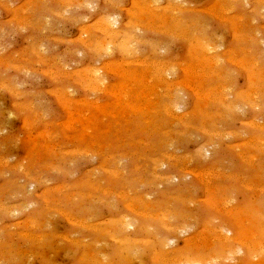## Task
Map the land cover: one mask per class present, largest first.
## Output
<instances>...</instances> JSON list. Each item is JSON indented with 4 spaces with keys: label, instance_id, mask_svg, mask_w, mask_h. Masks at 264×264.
Masks as SVG:
<instances>
[{
    "label": "rangeland",
    "instance_id": "rangeland-1",
    "mask_svg": "<svg viewBox=\"0 0 264 264\" xmlns=\"http://www.w3.org/2000/svg\"><path fill=\"white\" fill-rule=\"evenodd\" d=\"M137 1L0 0V264H264V0Z\"/></svg>",
    "mask_w": 264,
    "mask_h": 264
},
{
    "label": "bare ground",
    "instance_id": "bare-ground-1",
    "mask_svg": "<svg viewBox=\"0 0 264 264\" xmlns=\"http://www.w3.org/2000/svg\"><path fill=\"white\" fill-rule=\"evenodd\" d=\"M160 1H161V0H160ZM174 1H175V0H171L170 3H173ZM136 2H138V1L136 0ZM137 5H138V4H136V6H137ZM155 5H156V3H155ZM170 5H171V4H169V6H170ZM113 6H114V5H113ZM172 6H173V5H172ZM178 6H179V4H178ZM114 7H116V6H114ZM173 7L175 8L176 5L173 6ZM155 8H156V7H155ZM168 8H169V7H168ZM165 9H166V8H165ZM170 9H171V8H170ZM178 9H180V8H178ZM184 9H185V8H184ZM174 11H175V10H174ZM176 11H177V10H176ZM158 13H159V12H158ZM226 13H227V11H226ZM141 14H142V12H141ZM145 14H146V13H145ZM159 15H160V14H159ZM164 15H165V13H164ZM212 15H213V14H212ZM160 16H161V15H160ZM224 16H225V15H224ZM172 17H173V16H172ZM158 18H159V16H158ZM165 18H166V17H165ZM169 18H170V16H169ZM173 18H174V17H173ZM112 19H113V18H112ZM170 19H171V18H170ZM174 19H175V18H174ZM179 19H180V18H179ZM84 20H85V19H84ZM76 21H77V20H76ZM113 21H114V20H113ZM113 21H112V22H113ZM115 21H116V19H115ZM115 21H114V22H115ZM158 21H159V20H158ZM171 21H172V20H171ZM176 21H177V20H176ZM225 21H226V20H225ZM109 22H111V21H109ZM116 22H117V21H116ZM145 22H146V21H145ZM161 23L163 24L162 20H161ZM110 25H111V24H110ZM115 25H116V24H115ZM158 25H159V24H158ZM163 25H164V24H163ZM95 26H96V25H95ZM135 26H136V25H135ZM145 26H146V25H145ZM155 26H157V24H155ZM155 26H154V27H155ZM166 26H167V25H166ZM177 26H178V25H177ZM140 27H141V26H140ZM146 27H148V26H146ZM160 27H161V26H160ZM168 28H169V27L167 26V29H168ZM170 28H172V27L170 26ZM170 28H169V29H170ZM173 28H174V25H173ZM177 28H178V27H177ZM157 29H158V28H157ZM165 29H166V28H165ZM107 30H108V29H107ZM107 30H105V32H106ZM115 30H116V29H115ZM152 30H153V29H152ZM158 30H159V29H158ZM168 31H169V30H168ZM83 32H84V31H83ZM99 32H100V31H99ZM108 32H109V31H108ZM166 32H167V31H166ZM188 32H189V31H188ZM100 33H101V32H100ZM169 33H170V34H169ZM169 33H168L169 36H173V35H174L173 33H177V32H174V31L172 32V31H171V32H169ZM189 33H190V32H189ZM189 33H188V37H189V39H191V38H190L191 35L189 36ZM114 34H115V33H114ZM165 34H167V33H164V35H165ZM179 34H180V32H179ZM185 35H186V34H185ZM105 36H107V35H105ZM174 36H176V35H174ZM181 36H184V35H181ZM236 36H237V39H238V38H240V39H241V38H243V39L245 38V35L243 36L242 33H238V32H237ZM31 37H32V36H31ZM108 37H109V36H108ZM122 37H123V36H122ZM177 37H178V36H177ZM177 37H176V39H178L180 36H179L178 38H177ZM123 38H124V37H123ZM180 38H181V37H180ZM193 38H194V37H193ZM197 38H198V36H197ZM182 39H184V38H182ZM182 39H181V40H182ZM184 40H185V39H184ZM200 40H202V39H200ZM109 41H110V40H109ZM187 41H188V40H187ZM193 41H194V40H193ZM204 41H205V39L203 40V42H204ZM106 42H107V41H106ZM150 42H151V41H150ZM203 42H201V44H202ZM205 42H206V41H205ZM236 42H237V41H236ZM245 42H246V38H245ZM245 42H243V40H242L241 43L243 44V43H245ZM187 43H188V42H187ZM238 43H240V41H239ZM87 44H88V43H87ZM90 44H91V43H90ZM90 44H88V45H90ZM156 44H157V43H156ZM199 44H200V43H199ZM203 44H204V43H203ZM236 44H237V43H236ZM99 45H100V44H99ZM105 45H106V44H105ZM110 45H111V44H110ZM113 45H114V44H113ZM204 45H206V44H204ZM243 45H244V44H243ZM103 46H104V44H103ZM108 46H109V45H108ZM108 46H107V47L105 46V47H106L105 49H106L107 51H108V48H109ZM154 46H155V45H154ZM236 46H237V45H236ZM238 46H241V44H239ZM152 47H153V46H152ZM155 47H157V46H155ZM155 47H154V48H155ZM117 48H118V47H117ZM213 48H214V47H212V49H213ZM236 48H237V47H236ZM110 49H111V48H110ZM110 49H109V51H110ZM128 49H129V48H128ZM192 49H193V48H192ZM204 49H205V46H204ZM204 49L202 50L203 52L206 50V49H205V50H204ZM212 49H209V50L211 51ZM243 49H244V48H243ZM99 50H100V49H99ZM99 50H98V51H99ZM207 50H208V48H207ZM209 50H208V51H209ZM213 50H215V49H213ZM158 51H159V50H158ZM233 51L235 52V50H233ZM243 51H244V50H243ZM96 52H97V51H96ZM130 52H131V51H130ZM198 52L201 53V48H200V50H198ZM205 52L208 54L207 51H205ZM205 52H204V53H205ZM98 53H99V52H98ZM102 53H103V52H102ZM108 53H109V52H108ZM134 53H135V52H134ZM200 53H197V55L200 54ZM232 53H233V52H232ZM241 53H242V52H241ZM105 54H106V53H105ZM109 54H110V53H109ZM109 54H108V56H109ZM152 54H153V53H152ZM192 54H193V53H192ZM236 54H237V51H236ZM244 54H245V53H244ZM122 55H123V54H122ZM194 55H195V54H194ZM138 56H139V55H138ZM160 56H161V55H160ZM199 57H200V56H199ZM200 58H201V57H200ZM233 58H234V57H233ZM205 59H206V58H205ZM207 59H209V60L211 61V65H213L212 67H211V65H210V67H211V71H212V68L215 67V66L217 65V64H216L217 61H216V59L213 58V57H212V58L208 57ZM242 59H243V58H242ZM244 59H245V58H244ZM139 60H140V59H139ZM196 60H197V59H196ZM231 60H232V59H231ZM234 60H236V59L234 58ZM234 60H233V62H234ZM248 60H249V59H248ZM252 60H253V59H252ZM158 61H159V60H158ZM165 62H166V61H165ZM167 62H169V61H167ZM191 62H192V61H191ZM204 62H205V60H204ZM243 62H244V61H243ZM247 62L249 63V61H247ZM251 62H252V61L250 60V63H251ZM253 62L256 63V59H255V61H253ZM113 63H114V62H113ZM123 63H124V62H123ZM158 63H159V62H158ZM158 63H157L158 68L156 67V69H158V71H159V69L162 68V66H159V65H161L162 63L160 62L161 64L159 63V65H158ZM181 63H182V62H181ZM184 63H185V62H184ZM192 63H193V62H192ZM194 63H195V62H194ZM201 63H203V62L201 61ZM228 63H229V62H228ZM234 63H235V62H234ZM237 63H239V61H238ZM240 63H241L240 65H243V64H244V63H242V62H240ZM245 63H246V62H245ZM254 63H253V64H254ZM169 64H170V63H169ZM182 64H183V63H182ZM230 64H231V63H230ZM148 65H149V64H148ZM151 65L153 66V64H151ZM151 65L149 66L150 68H151ZM179 65H181V64H179ZM196 65H199V64H196ZM203 65H205V63H203L202 65H200V67H201V66L203 67ZM245 65H247V64H245ZM256 65H257V64H256ZM256 65H254V67H255ZM65 66H66V65H65ZM105 66H106V64H105ZM107 66H108V64H107ZM141 66H142V65H141ZM154 66H155V65H154ZM176 66H178V65H176ZM184 66H186V65H184ZM187 66H188V65H187ZM251 66H252V64L249 65V66H247V67H251ZM172 67H173V66L168 67V68H171L172 70H174ZM179 67H180V66H179ZM181 67H182V66H181ZM190 67H191V66H190ZM200 67L198 66L197 69H200ZM202 67H201V69L203 70L206 66L203 67V68H202ZM239 67H240V66H239ZM244 67H245V66L243 65L242 68H244ZM247 67H246V68H247ZM257 67H258V66H257ZM152 68H153V67H152ZM163 68H165V67H163ZM174 68H175V67H174ZM246 68H245V69H246ZM251 68H252V67H251ZM154 69H155V68H154ZM183 69H184V67H183ZM185 69H186V68H185ZM187 69H188V67H187ZM189 69H190V68H189ZM201 69H200V70H201ZM206 69H207V72H209V71H208L209 69H208V68H206ZM206 69H204V70H206ZM245 69H244V70H245ZM204 70H203V71H204ZM214 70H215V69H214ZM216 70H217V69H216ZM260 70H261V69H260ZM124 71H125V70H124ZM149 71H150V70H149ZM168 71H170V69H169ZM192 71H194V72L196 73V75H195V79H196V80H197V79H201V80L203 81V79L205 80L206 75L208 76V73H207V72H204L205 74L203 73V74L200 75V74H199L200 72H197L198 70H197V71H195V69H194V70H190V72H192ZM217 71H218V70H217ZM93 72H94V71H93ZM99 72H100V70H99ZM118 72H119V71H118ZM165 72H166V70H165ZM171 72H172V71H171ZM186 72H187V70H186ZM190 72H189V73H190ZM213 72L216 73L215 71H213ZM246 72H247V71H246ZM248 72H250V71H248ZM135 73H136V72H135ZM157 73H159V72H157ZM161 73H162V72H161ZM167 73H168V72H167ZM169 73H170V72H169ZM189 73H188V74H189ZM192 73H193V72H192ZM195 73H194V74H195ZM206 73H207V74H206ZM93 74H95V73H93ZM127 74H128V73H127ZM127 74H126V75H127ZM131 74H132V72H131ZM131 74H129V75H131ZM155 74H156V71H154V75H155ZM209 74H210V73H209ZM220 74H221V73H220ZM223 74H225V71H224ZM259 74H260V73H259ZM96 75H98V73H97ZM126 75L124 76V74H123L124 77H126ZM129 75H128V77H130ZM141 75H142V74H141ZM154 75L151 76V77H154ZM156 75H157V74H156ZM139 76H140V75H139ZM159 76H160V73H159ZM193 76H194V75H192L191 77H193ZM249 76H250V75H249ZM94 77H95V75H94ZM141 77H143V76H141ZM214 77H215V76H214ZM226 77H229V76L227 75ZM96 78H97V76H96ZM134 78L136 79V77H134ZM210 78H211V77H210ZM217 78H218V77L216 76L215 79L217 80ZM92 79H93V78H92ZM135 79H134V81H135ZM138 79H139V77H138ZM142 79H144V78H142ZM151 79H152V78H151ZM153 79H154V78H153ZM155 79H157V78H155ZM193 79H194V78H193ZM206 79H209V78L207 77ZM228 79H229V78H228ZM128 80H129V79H128ZM191 80H192V79H191ZM230 80H231V79H230ZM86 81H87V80H86ZM98 81L100 82V80H98ZM98 81L96 80V83H97ZM253 81H254V79H253ZM138 82L140 83V82H141V79H140V81H138ZM138 82H137V83H138ZM181 82H182V81H181ZM181 82H180V83H181ZM190 82H191V81H190ZM150 83L155 85V83H152V82H150ZM156 83H157V81H156ZM180 83H178V86L175 85V84H171V83H169V84H168V87H169L168 89H169V91H167V92H169V94H167L166 91H165L163 94H161V95H160V93H158V95H159L158 97H159V98L161 97V99H160L161 102L159 101V98H158V101L160 102V104H158V109H159V110H158L157 112H158V113H163V112H161V108L163 107L164 110L166 111L167 116L170 117L171 119L174 118V116H175V117L178 119V122H179L180 126H182V128H184V130H185V131L182 132V133H181V132H180V133H177L175 136H174V135L172 136V134H171L170 140L175 141V142H177V141L180 140V139L182 140V139H184V138H185L184 141H186L187 137H189L191 134H189V132L185 134V132H187L186 130L192 128V127L194 126L195 123L202 124V123L205 121L204 124H205V125L208 124V123H207V122H208L207 120H204V121H203V118H204V117H203L202 115H200V114H192V115H184V116H183V115L181 116V115L177 114L176 110L179 109V108H178V107H179L178 105H179V104L181 105V101H182L181 99H182V98H181V96H180V97H177V95L180 94V93H179L180 91L177 92L178 94H175V95H173V94H171V93H172V87H174V89L177 87V89L179 90V87L181 86V85L179 86ZM187 83H188V82H187ZM191 83H192V82H191ZM133 84H134V83H133ZM140 84H141V83H140ZM157 84H158V83H157ZM157 84H156V85H157ZM165 84H166V83H165ZM197 84H198V82H197ZM204 84H206V83L203 82L202 85L204 86ZM253 84H254V83H253ZM141 85H142V84H141ZM166 85H167V84H166ZM185 85H186V84H185ZM187 85H188V84H187ZM157 86H159V85H157ZM162 86H163V84H162ZM162 86H161V87H162ZM175 86H176V87H175ZM195 86L197 87V85H195ZM227 86H228V85H227ZM249 86H250V85H249ZM122 87H123V86H122ZM143 87H144V86H143ZM165 87H166V86H165ZM189 87H190V86H189ZM192 87H193V86H191V88H192ZM124 88H125V87H124ZM148 88H149V87H148ZM148 88H147V89H148ZM156 88H158V87H155V88H154V89H155V90H154L155 92H157V91H156V90H157ZM185 88H186V87H185ZM194 88H195V87H193V89H194ZM103 89H104V88H103ZM125 89H126V88H125ZM149 89H150V88H149ZM149 89H148V90H149ZM151 89H152V88H151ZM193 89H192V90H193ZM197 89H198V91H197V90H196V91H197V95H198V97H203V94H202L203 91L201 92V91H199V88H197ZM202 89H204V88H202ZM64 90H65V89H64ZM121 90H122V89H121ZM121 90H120V91H121ZM200 90H201V88H200ZM103 91H104V90H103ZM196 91H194V92H196ZM121 92H123V91H121ZM152 92H153V91H152ZM224 92H225V91H224ZM252 92H253V91H252ZM124 93H125V92H124ZM124 93H123V94H124ZM127 93H128V91H127ZM130 93H131V92H130ZM149 93H151V92H149ZM238 93H239V92H238ZM253 93H255V92H253ZM110 94H111V93H110ZM113 94H114V93H113ZM123 94L121 93V95H123ZM128 94H129V93H128ZM140 94H141V92H140ZM140 94H139V95H140ZM209 94H210V93H209ZM236 94H237V93H236ZM256 94H257V93H256ZM256 94H255V95H252V97H255ZM126 95H127V94H126ZM126 95H125V96H126ZM147 95H148V94H147ZM206 95H207V94H206ZM212 95H213V94H212ZM212 95H209V96H212ZM215 95H216V94H215ZM248 95H249V94H248ZM123 96H124V95H123ZM129 96H130V95H129ZM195 96H196V95H195ZM207 96H208V95H207ZM209 96H208V97H209ZM204 97H206V96H204ZM212 97H213V96H212ZM212 97H211V98H212ZM219 97H221V96H219ZM121 98H122V97H121ZM179 98H181V99L179 100ZM211 98L209 97V99H211ZM215 98H217V97H215ZM244 98H245V97H244ZM203 99H205V98H203ZM206 99H207V101H208V98H206ZM252 99H253V98H252ZM152 100H153V99H152ZM162 100H163V101L165 100V104H166L165 106H163V104H162ZM200 100H201V99H200ZM212 100H214V99H211V101H212ZM218 100L221 102V101H222V97H221V99L218 98ZM218 100H217V101H218ZM245 100H246V99H245ZM247 100H248V102H249V100H251V99H247ZM256 100H257V99L255 98V101H254V100H251V102L255 103V102H257ZM130 101H131V100H130ZM158 101H157V102H158ZM214 101H215V100H214ZM214 101H213V102H214ZM223 101H226V100L223 99ZM235 101L238 102L239 100H236V99H235ZM90 102H91V101H90ZM127 102H128V100L126 101V103H127ZM142 102H143V101H142ZM179 102H180V103H179ZM80 103H81V102H80ZM85 103H86V102H85ZM124 103H125V102H124ZM209 103H210V101H209ZM218 103H219V102H218ZM225 103H226V102H225ZM225 103L223 102V104H225ZM249 103H250V102H249ZM95 104H96V103H95ZM152 104H153V103H152ZM182 104H183V102H182ZM215 104H217V103H215ZM120 105H121V104H120ZM122 105H123V104H122ZM128 105H130V107L132 106L129 102H128ZM148 105H149V104H148ZM150 105H151V103H150ZM154 105H155V104H154ZM206 105H210V104H207V103H206ZM206 105H205V107H206ZM217 105H218V104H217ZM124 106H125V105H124ZM201 106H202V110L205 111L206 108H204L203 105H201ZM213 106H214V104H213ZM228 106L231 108L233 105H232V103H231V104H229ZM257 106H258V105H257ZM119 107H120V106H119ZM122 107H123V106H122ZM126 107H127V106H126ZM130 107H128V108H130ZM148 107H149V106H148ZM208 107H209V106H208ZM237 107H238V106H237ZM117 108H118V107H117ZM139 108H140V107H137V106H133V107H132V109H139ZM153 108H154V106H153ZM203 108H204L205 110H204ZM255 108H256V107H255ZM124 109H126V108H124ZM145 109H146V108H144V110H145ZM209 109H210V108H208L207 110H209ZM236 109H237V108H236ZM257 109H258V108H257ZM263 109H264V108H263ZM149 110H150V109H148V111H149ZM151 111H152V110H151ZM178 111H179V110H178ZM197 111H198V110H197ZM200 111H201V110H200ZM215 111H216V110H215ZM215 111H214V112H215ZM236 111H237V110H236ZM146 112H147V111H146ZM207 112H208V111H207ZM219 112H220V111H219ZM222 113H223V112H222ZM164 114H165V113H164ZM164 114H163V116H165ZM226 114H227V116H229L228 113H226ZM223 115H225V114H223ZM160 118H162V114H161V117H160ZM164 118H165V117H164ZM217 118H218V117H217ZM224 118H226V117H224ZM165 119H166V118H165ZM165 119H164V120H165ZM219 119H220V117H219ZM89 120H90V119H89ZM92 120H93V119H92ZM161 120H162V119H161ZM164 120H163V121H164ZM214 120H215V119H214ZM220 120H222V118H221ZM159 121H160V120H159ZM159 121H155V124H154L155 126H152L153 129H156L157 131H159L157 128H160V127H159L160 125H159V123H158ZM166 121H168V119H167ZM71 123H72V122H71ZM90 123H91V122H90ZM92 123H93V122H92ZM147 123H148V122H147ZM166 123H167V122H166ZM209 123H210V127H212V126H211V121H210ZM216 123L219 124V120H218V122H216ZM250 124H251V123H250ZM253 124H254V123H253ZM253 124H252V126H253ZM205 125H204V127H206ZM254 125H255V124H254ZM172 126H173V125H172ZM213 127H214V126H213ZM253 127H254V126H253ZM256 127L259 128V127L257 126V122H256ZM256 127H255V129H256ZM263 128H264V127H263ZM200 129H201V128H200ZM207 129H208V128H207ZM207 129H206V130H207ZM259 129H260V128H259ZM259 129H258V130H259ZM215 130H216V129H215ZM260 130H261V132H262V129H260ZM153 132H154V131H153ZM207 132H209V131H207ZM212 133H213V132H212ZM214 133H215V131H214ZM214 133H213V134H214ZM216 133H217V135H218L219 132H216ZM262 133H263V132H262ZM188 134H189V135H188ZM206 134H207V133H206ZM213 134H211V135L213 136ZM155 135H156V134H155ZM192 135H193V134H192ZM203 135H204V134H203ZM229 135H230V134H229ZM240 135H241V134H240ZM262 135H263V134H261V136H262ZM168 136H169V134H168ZM185 136H186V137H185ZM204 136H205V135H204ZM214 136H215V135H214ZM214 136H213V137H214ZM191 137H192V136H191ZM199 137H200V136H199ZM213 137H212V138H213ZM216 137H217V136H216ZM222 137H223V136H222ZM259 137H260V136H259ZM201 138H202V137H201ZM256 139H257V138H256ZM261 139H262V138H261ZM188 140H190V138H189ZM213 140H215V139L213 138ZM213 140H212V141H213ZM252 140H253V139H252ZM252 140H251V142H252ZM249 141H250V140H249ZM251 142H250V143H251ZM260 142H261V140H260ZM210 143H211V142H210ZM214 143H215V142H214ZM244 143H247V142H244ZM253 143H255V141H253ZM256 143L260 144L259 141H258V142L256 141ZM263 143H264V140H262V144H263ZM211 145H213V144H211ZM260 145H261V144H260ZM54 147H55V146H54ZM91 147H92V146H91ZM255 147H256V145H255ZM259 148H261V146H260V147L257 146V149H258V150L256 149L257 152H259ZM237 149H238V148H237ZM262 149H264V146H263ZM262 149H261V150H262ZM88 152H89V151H88ZM88 152H87V153H88ZM212 152H213V151H212ZM261 152H262V151H261ZM263 152H264V151H263ZM263 152H262V153H263ZM200 153H201V152H200ZM205 156L207 157L208 155L205 154L204 156H200V157H203V159H204ZM175 157H176V156H175ZM179 157H180V156H179ZM257 157L259 158V156H257ZM254 158H256V157H255V156H251V158H250L251 161H252V163H253V161L255 162ZM250 159H249V160H250ZM155 160H156V159H155ZM182 160H183V159H182ZM257 160H258V159H257ZM189 161H191V159H190ZM252 163H251V164H252ZM254 165H255V164H254ZM156 168H157V167H155V169H156ZM216 168H217V167H216ZM210 169H211V168H210ZM107 170H108V169H107ZM198 171H199V170H198ZM216 171H217V170H216ZM185 172H186V171H185ZM192 172H193V171H192ZM209 172H210V171H209ZM213 172H215V171H213ZM218 172L220 173V171H218ZM189 173H190V172H189ZM197 173H198V172H197ZM204 173H205V172H204ZM192 174H193V173H192ZM202 174H203V173H202ZM206 174H207V173H206ZM213 174H214V173H213ZM213 174L210 173L211 176H214ZM193 175H195V174H193ZM216 175H218V174H216ZM201 176H202V175H201ZM201 176H200V177H201ZM206 176H209V174L206 175ZM206 176H205V177H206ZM211 176L209 177L210 179H211ZM156 177H157V176H156ZM161 177H162V176H161ZM216 177H218V176H216ZM216 177H215V178H216ZM202 178H203V177H202ZM209 178H208V181L210 180ZM157 179H158V178H157ZM218 179H219V178H218ZM214 180H215V179H214ZM162 181H163V180H162ZM201 181L203 182V180H201ZM208 181H207V182H208ZM211 181H212V180H211ZM240 181H241V180H240ZM203 183H204V182H203ZM206 184H207L208 187L211 189V183H210V181H209L208 183H206ZM212 187H213V186H212ZM247 187H248V186H247ZM62 188H63V186H62ZM214 188H215V187H214ZM217 188H218V186L216 187V189H217ZM212 189H213V188H212ZM219 189H220V187L218 188V191H219ZM249 190H250V189H249ZM251 190H252V189H251ZM263 190H264V189H262V192H263ZM259 191H260V190H259ZM211 193L215 194L216 192H215V190L213 189ZM223 194H224V193H222V196H223ZM214 196H215V198H216V195H214ZM214 196H213V197H214ZM123 197L125 198V196H123ZM215 198H214V199H215ZM216 199H217V198H216ZM262 199H263V197H262ZM262 199H260V200H262ZM191 200H192V199H191ZM176 201H177V200H176ZM208 201H209V200H208ZM232 202H233V201H232ZM186 203H187V202H186ZM209 204H210V203H209ZM214 204H215V202H214ZM219 204H221V203H219ZM258 204H259V203H257V205H258ZM255 205H256V204H255ZM148 206H149V205H148ZM215 206H216V205H215ZM218 206H219V205H218ZM225 206H226V205H225ZM206 207H207V206H206ZM210 207H211V206H210ZM260 207H262V206L260 205L259 208H260ZM213 208H214V205H213ZM218 208H220V206H219ZM229 208H230V207H229ZM251 208H252V207L250 206V209H251ZM259 208L257 207L256 209H258V211H259ZM129 209H131V208H129ZM220 209H221V208H220ZM220 209H219V210H220ZM224 209H225V208H224ZM233 209H234V208H233ZM262 209H263V208H262ZM225 210H226V209H225ZM248 210H249V209H248ZM251 210L253 211V209H251ZM260 210H261V209H260ZM167 211H168V210H167ZM233 211H234V210H233ZM228 212H229V211H228ZM231 212H232V211H231ZM235 212H236V211H235ZM242 212H243V213H244V212L246 213V211H244V210L241 211V213H242ZM219 213H222V212H219ZM223 213H224V212H223ZM241 213H240V214H241ZM245 213H244V214H245ZM262 213H263V211H262ZM181 214H182V213H181ZM226 214H227V213H226ZM234 214H235V213H234ZM238 214H239V213H238ZM238 214H237V215H238ZM65 215H66V214H65ZM68 215H69V214H68ZM161 215H162V214H161ZM163 215H164V213H163ZM173 215H174V214H173ZM237 215H236V216H237ZM245 215H246V214H245ZM255 215H256V214H255ZM258 215H259V214H258ZM177 216H178V215H177ZM179 216H180V215H179ZM179 216H178V217H179ZM188 216H189V214H188ZM223 216H224V215H223ZM223 216H222V217H223ZM228 216H229V215H228ZM250 216H251V215H250ZM151 217H153V216L151 215ZM156 217H157V216H156ZM156 217H155V219H156ZM169 217H171V216H169ZM226 217H227V216H226ZM257 217H259V216H257ZM123 218H124V217H123ZM184 218H185V216H184ZM192 218H193V217H192ZM229 218H230V217H229ZM231 218H232V217H231ZM261 218H262V217L260 216V220H261ZM72 219H73V218H72ZM164 219H165V218H164ZM164 219H162V220H163V223H164ZM186 219H187V218H186ZM223 219H225V218H223ZM233 219H234V217H233ZM262 219H264V218H262ZM83 220H84V219H83ZM217 220H218V218H217ZM234 220H235V219H234ZM260 220L258 221V224H259V222H261ZM119 221H120V220H119ZM168 221H169V220H168ZM168 221H166V222H168ZM248 221L251 222V221H250V218H249ZM254 221H256V220H254ZM166 222H165V224H166ZM242 222H244V221H242ZM249 222H248V223H249ZM168 223H169V222H168ZM210 223H211V222H210ZM215 223H216V222H215ZM225 223H226V221H225ZM238 223H239V222H238ZM254 223H255V222H254ZM256 223H257V221H256ZM262 223H264V222H262ZM262 223H261V224H262ZM123 224H124V223H123ZM123 224H122V225H123ZM188 224H189V223H188ZM212 224H213V223H212ZM233 224H234V223H233ZM236 224H237V223H236ZM258 224H256V225H258ZM125 225H126V226H125ZM185 225H186V224H185ZM227 225H228V224H227ZM243 225H244V224H242V226H243ZM81 226H82V225H81ZM123 226L125 227V230H126V228H127V224H124ZM167 226H168V225H167ZM169 226H170V225H169ZM234 226H235V225H234ZM238 226H240V225H238ZM238 226H237V227H238ZM242 226H241V227H242ZM249 226H250V224H249ZM260 226H261V225H260ZM84 227H85V226H84ZM164 227H166V226H164ZM187 227H188V226H187ZM212 227H213V226H212ZM235 227H236V226H235ZM257 227H258V226H257ZM129 228H130V227H129ZM143 228H144V227H143ZM150 228H152V227H150ZM166 228H167V227H166ZM169 228H171V226H170ZM169 228H168V229H169ZM172 228H173V227H172ZM180 228H182V227L180 226ZM209 228H210V227H209ZM243 228H244V226H243ZM261 228H262V227H261ZM123 229H124V228H123ZM207 229H208V228H207ZM207 229L204 228V230H207ZM143 230H144V229H143ZM145 230H146V229H145ZM173 230H174V229H173ZM210 230L213 231L212 228H211ZM222 230H224V229H222ZM222 230H221V232H222ZM248 230H249V229H248ZM177 231H178V227H177ZM177 231H176V232H177ZM183 231H184V228H183ZM230 231H231V230H230ZM230 231H228V233H229ZM240 231H241V230H240ZM253 231H255V230H253ZM180 232H181V231H180ZM202 232H203V231H202ZM202 232H201V233H202ZM209 232H210V231H209ZM250 232H252V231H250ZM102 233H103V232H102ZM255 233H256V232H254V234H255ZM260 233H261V232H260ZM207 234H208V233H207ZM215 234H216V233H215ZM220 234H221V233H220ZM248 234H249V233H248ZM248 234L246 233V235H248ZM258 234H259V233H257V235H258ZM250 235H251V233H250ZM257 235H255V236H257ZM177 236H178V235H177ZM223 236H226V235L224 234ZM255 236H253V232H252V237H254V240H255ZM258 236H261V235H258ZM258 236L256 237V239H260ZM127 237H128V236H127ZM203 237H205V235H203ZM219 237H220V236H219ZM230 238H231V237H230ZM230 238H229V239H230ZM168 239H169V238H168ZM194 239H195V238H194ZM221 239H222V238H220V240H221ZM212 240H213V238H212ZM231 240H233V238H231ZM252 240H253V238H252ZM252 240L250 239L249 242L251 241L250 243H253ZM120 241H121V240H120ZM154 241H155V240H154ZM164 241H165V240H164ZM224 241H225V239H224L222 242H224ZM238 241H239V240H238ZM247 241H248V240H246V242H247ZM255 241H256V240H255ZM262 241H264V240H262ZM124 242H125V240H124ZM127 242H128V241H127ZM127 242L125 243L126 246H127ZM135 242H136V241H135ZM135 242H134V244H135ZM148 242H149V241H148ZM150 242H151V241H150ZM150 242H149V243H150ZM162 242H163V241H162ZM195 242H196V241H195ZM210 242H211V241H210ZM227 242H229V241H228V236H227V240H226V242H225L224 244H228ZM230 242L232 243V241H230ZM249 242H248V243H249ZM260 242H261V241H260ZM132 243H133V242H132ZM163 243H164V242H163ZM211 243H212V242H211ZM231 243H229V244H231ZM250 243H249V245H250ZM129 244H130V242L128 243V246H129ZM145 244H146V243H145ZM156 244H157V242H156ZM166 244H167V243H166ZM166 244H164V247L166 246ZM168 244H169V243H168ZM261 244H262V243H261ZM263 244H264V243H263ZM130 245H131V244H130ZM195 245H196V244H195ZM211 245H212V244H211ZM135 246H136V245H135ZM197 246H198V245H197ZM201 246H202V245H201ZM201 246H199V248H200ZM213 246H214V245H213ZM223 246H224V245H223ZM225 246H227V245H225ZM228 246H229V245H228ZM228 246H227V247H228ZM250 246L252 247V245H250ZM258 246H259V245L256 246V249H257ZM262 246H263V245H262ZM124 247H125V245H124ZM156 247H157V246H156ZM189 247H191V246L189 245ZM232 247L235 248L234 245H233ZM243 247H244V246H243ZM259 247H260V246H259ZM127 248H128V247H127ZM131 248H132V247H131ZM131 248H129V249H131ZM133 248H134V247H133ZM165 248H166V247H165ZM191 248H192V247H191ZM194 248H198V247H195V246H194ZM233 248H232V251L235 250V249H233ZM260 248H261V247H260ZM123 249H124V248H123ZM129 249H128V250H129ZM155 249H156V248H155ZM155 249H154V250H155ZM208 249H209V248H208ZM227 249H229V248H227ZM238 249H239V248H238ZM246 249H247V248H246ZM258 249H259V248H258ZM189 250H191V249H189ZM193 250H194V249H193ZM198 250H199V249H197V253H196L197 255H198ZM225 250H226V249H225ZM229 250H231V248H230ZM259 250H261V249H259ZM259 250H256L255 253H256V254H259V253L261 254V252H258V253H257V251H259ZM168 251H169V250H168ZM168 251H166V252H168ZM187 251H188V250H187ZM199 251H200V250H199ZM263 251H264V249H262V253H263ZM126 252H127V249H126ZM130 252H132V251H130ZM194 252H195V250H194ZM230 252H231V251H230ZM240 252H241V251H240ZM240 252H239V254H240ZM251 252H252V251H251ZM123 253H124V252H123ZM127 253H128V252H127ZM127 253H126V254H127ZM190 253L192 254V250H191V252H189V253L185 252L184 255H185V254H188V255H189ZM200 253L203 254L202 252H200ZM200 253H199V254H200ZM247 253H248V252H247ZM255 253H254V254H255ZM226 254H227V253H226ZM237 254H238V253H237ZM91 255H92V253H91ZM127 255H128V254H127ZM181 255L183 256V253H182ZM211 255H212V254H211ZM214 255H215V254H214ZM261 255H262V254H261ZM263 255H264V254H263ZM94 256H95V255H94ZM131 256H133V255H131ZM135 256H136V255H135ZM158 256H159V255H158ZM166 256H168L167 253H166ZM198 256H200V255H198ZM255 256H256V255H253V257H255ZM259 256H260V255H259ZM126 257L130 260L129 256H126ZM126 257H125V258H126ZM163 257H164V256H163ZM163 257H161V258H163ZM183 257H184V256H183ZM216 257H217V256H216ZM221 257H223V256H221ZM229 257H230V256H229ZM231 257H233V256H231ZM250 257H251V256H249V258H250ZM262 257H263V256H262ZM127 258H126V259H127ZM131 258H132V257H131ZM133 258H134V257H133ZM165 258H166V257H165ZM165 258H164V259H165ZM201 258H203V257H201ZM179 259H180V258H179ZM183 259H185V258H183ZM186 259H187V257H186ZM186 259H185V261H186ZM190 259H192V258H190ZM220 259H221V258H220ZM262 259H263V258H262ZM262 259H261V260H262ZM155 260H156V259H155ZM157 260H158V259H157ZM159 260H160V259H159ZM180 260H181V259H180ZM180 260H179V261H180ZM193 260H194V259H193ZM195 260H196V259H195ZM210 260H211V259H210ZM221 260H222V259H221ZM228 260H229V258H228ZM182 261H184V260H182ZM197 261H200V260H197ZM207 261H208V260H207ZM211 261H215V260H211ZM224 261H225V260H224ZM189 262H190V261H189ZM189 262H188V264H189ZM201 262H202V261H201ZM201 262H200L199 264H202V263H203V264H206V263H204V262H202V263H201ZM175 263H176V262H175ZM191 263H192V262H191ZM194 263H195V262H194ZM207 263H208V262H207ZM209 263H210V262H209ZM212 263H213V262H212ZM259 263H260V262H259ZM183 264H184V262H183ZM186 264H187V263H186ZM197 264H198V262H197ZM260 264H261V263H260Z\"/></svg>",
    "mask_w": 264,
    "mask_h": 264
}]
</instances>
